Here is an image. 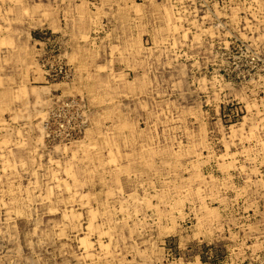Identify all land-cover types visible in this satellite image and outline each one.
Segmentation results:
<instances>
[{"label": "rangeland", "instance_id": "obj_1", "mask_svg": "<svg viewBox=\"0 0 264 264\" xmlns=\"http://www.w3.org/2000/svg\"><path fill=\"white\" fill-rule=\"evenodd\" d=\"M0 41V264H264V0H0Z\"/></svg>", "mask_w": 264, "mask_h": 264}, {"label": "bare ground", "instance_id": "obj_2", "mask_svg": "<svg viewBox=\"0 0 264 264\" xmlns=\"http://www.w3.org/2000/svg\"><path fill=\"white\" fill-rule=\"evenodd\" d=\"M136 27V26H135ZM78 33V32H77ZM65 34V33H64ZM58 35V34H57ZM63 35V34H62ZM61 35V36H62ZM54 36V35H53ZM65 36V35H64ZM80 36V35H79ZM8 37V36H7ZM55 37V36H54ZM53 37V38H54ZM76 37V36H75ZM81 37H86V36H82L81 35ZM46 38H48V37H46ZM66 38V37H65ZM45 39V38H44ZM82 39V38H81ZM80 39V40H81ZM49 40V39H48ZM2 41V40H1ZM1 41H0V43H1ZM47 41V40H46ZM51 41H53L54 43H55V45H57V44H59L60 45V42H61V40H60V38L58 37V38H54V40H51ZM48 42V41H47ZM65 42H66V40H65ZM79 42V40L77 41V43ZM4 43V42H3ZM43 45H45L44 44V40L41 42ZM2 44V43H1ZM66 44V43H65ZM84 44V43H83ZM48 45L49 44H47V47H48ZM69 45V44H68ZM80 45V44H79ZM111 45V44H110ZM50 46V45H49ZM63 46H65V45H63ZM44 48L43 50H44V52H45V54L47 55V56H49V53H47V51H48V48ZM56 47V46H55ZM67 48V47H66ZM59 49H61V48H59ZM64 50V49H63ZM66 53V52H65ZM42 55V54H41ZM65 55V54H64ZM75 56V55H74ZM62 58V57H61ZM66 58H67V56H66ZM67 61V60H66ZM72 61V60H71ZM111 61V60H110ZM38 62V61H37ZM67 63V62H66ZM111 66V65H110ZM101 68V67H100ZM41 69V68H40ZM46 70H45V72L47 71V68H45ZM102 69V68H101ZM100 69V70H101ZM105 69V68H104ZM113 70V69H112ZM111 71V70H110ZM73 72L75 73V71H74V69H73ZM46 74H48V72L46 73ZM67 74H70V70L68 69L67 70ZM75 75V74H74ZM66 76H68V75H66ZM72 77H73V75H72ZM71 77V78H72ZM65 81H66V83H70L71 81H68V79H65ZM73 81V80H72ZM76 80H74V82H75ZM83 82V81H82ZM68 85V84H67ZM81 85V84H80ZM61 88V87H60ZM81 96V95H80ZM74 97V96H73ZM82 97V96H81ZM60 98H57V103H58V100H59ZM86 99V98H85ZM63 101H64V104H69V105H71V107L72 106H76V107H74V111H72V112H70L69 110H67V108L66 109H64V108H62V107H58V109L56 110V106L54 107V111H55V114H57L58 113V115H60V114H62V119L63 120H67V119H69L68 118V114H72L71 116H73V115H80L81 116V121L78 123L79 125H77V129L78 130H80V133H82L83 132V136H85L86 134H87V132L89 131V130H91L90 129V127H91V123H92V117L90 116V113H88V110L86 111V115H85V110H82V109H84V107L82 106V104H81V100L80 99H78L77 97H74V98H70V97H66L65 96V98L63 97V99H62ZM84 100V99H83ZM75 104H78V105H75ZM83 104H84V102H83ZM85 105V104H84ZM64 106V105H63ZM87 107V106H86ZM86 107H85V109H86ZM88 109V108H87ZM72 110V109H71ZM85 115V116H84ZM80 118V117H79ZM62 119H60V121H62ZM75 119H76V117H75ZM76 123H77V120H76ZM235 126H237V125H232V126H230V129L232 130L233 128H235ZM43 127V126H42ZM95 127V126H94ZM44 130H45V139H47L48 137H47V135L50 133V131H49V128L48 127H45L44 126ZM49 136V135H48ZM67 139V138H66ZM78 140H81V138H79V139H77V140H71V142H77ZM62 144H64V145H67V144H65V143H62ZM114 157V156H113Z\"/></svg>", "mask_w": 264, "mask_h": 264}, {"label": "crops", "instance_id": "obj_3", "mask_svg": "<svg viewBox=\"0 0 264 264\" xmlns=\"http://www.w3.org/2000/svg\"><path fill=\"white\" fill-rule=\"evenodd\" d=\"M78 80V79H77Z\"/></svg>", "mask_w": 264, "mask_h": 264}]
</instances>
